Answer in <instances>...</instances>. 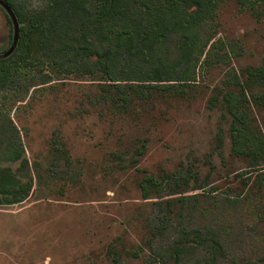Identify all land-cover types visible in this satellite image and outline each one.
Returning <instances> with one entry per match:
<instances>
[{"label":"trees","instance_id":"trees-1","mask_svg":"<svg viewBox=\"0 0 264 264\" xmlns=\"http://www.w3.org/2000/svg\"><path fill=\"white\" fill-rule=\"evenodd\" d=\"M4 1L20 27L15 50L0 57V98L19 80L89 76L98 80V102L132 120L153 110L169 120L170 109H190L199 99L209 120L215 113L204 149L184 143L154 170L139 166L147 140L129 155L112 152L115 168L140 173L136 185L150 202L135 215L139 241L123 235L110 251L114 263L125 256L143 264H219L235 260L243 227L264 238V63L243 62L242 45L218 36L223 3L263 23L264 0H42L38 8ZM0 11L4 53L14 24L2 4ZM214 69L219 79L203 81ZM3 115L0 107V205H11L31 195L35 175L16 125ZM59 143L52 165L61 159L70 167ZM210 184V194L191 192ZM240 264H264V250Z\"/></svg>","mask_w":264,"mask_h":264},{"label":"rangeland","instance_id":"rangeland-1","mask_svg":"<svg viewBox=\"0 0 264 264\" xmlns=\"http://www.w3.org/2000/svg\"><path fill=\"white\" fill-rule=\"evenodd\" d=\"M42 4V0H27L29 8ZM218 18V36L242 45L243 62L264 63V20L260 23L250 13H240L233 1L220 6ZM5 34L0 11V55L7 46ZM221 73L214 69L201 78L210 82ZM52 77L49 82L38 77L16 81L0 98L2 112L16 125L35 175L26 200L0 205V264H143L141 258L123 256L114 263L110 257L123 235L130 242L139 241L142 222L135 215L150 203L136 185L140 173L133 167L115 168L112 152L129 155L147 140L139 166L154 170L159 162L180 154L184 143L204 149L215 113L209 120L199 99L190 109H170L169 120L155 110L132 120L98 102L96 78ZM59 142L68 150L70 167H64L61 159L52 165L53 147ZM211 187L191 192L210 194ZM243 229L242 249L233 256L235 260L219 264H240L247 257L255 260L264 250L261 234Z\"/></svg>","mask_w":264,"mask_h":264},{"label":"water","instance_id":"water-1","mask_svg":"<svg viewBox=\"0 0 264 264\" xmlns=\"http://www.w3.org/2000/svg\"><path fill=\"white\" fill-rule=\"evenodd\" d=\"M0 4H2L4 6V8L8 11V13L10 14L13 24H14V37H13V42L12 45L10 46V48L4 52L3 54L0 55V57H7L9 56L16 48L18 40H19V27H20V23L17 19V16L15 15L13 9L4 1V0H0Z\"/></svg>","mask_w":264,"mask_h":264}]
</instances>
